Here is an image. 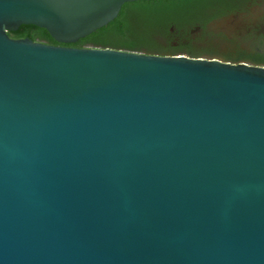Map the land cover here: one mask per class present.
<instances>
[{"label": "water", "instance_id": "95a60500", "mask_svg": "<svg viewBox=\"0 0 264 264\" xmlns=\"http://www.w3.org/2000/svg\"><path fill=\"white\" fill-rule=\"evenodd\" d=\"M134 1L0 0V264H264V65L8 33Z\"/></svg>", "mask_w": 264, "mask_h": 264}, {"label": "trees", "instance_id": "16d2710c", "mask_svg": "<svg viewBox=\"0 0 264 264\" xmlns=\"http://www.w3.org/2000/svg\"><path fill=\"white\" fill-rule=\"evenodd\" d=\"M203 2L204 0L128 2L113 21L74 43L58 42L45 28L32 24L21 25L18 30L8 33L15 38L30 37L50 44L73 47L99 46L161 55L190 52L193 56H212L213 53L209 50L199 51L191 47V41L182 32L187 25L195 23L201 14ZM161 37L167 40V46L160 44Z\"/></svg>", "mask_w": 264, "mask_h": 264}, {"label": "flooded vegetation", "instance_id": "af4514ba", "mask_svg": "<svg viewBox=\"0 0 264 264\" xmlns=\"http://www.w3.org/2000/svg\"><path fill=\"white\" fill-rule=\"evenodd\" d=\"M182 32L191 42L214 44L212 56L264 65V0H204L195 23Z\"/></svg>", "mask_w": 264, "mask_h": 264}, {"label": "rangeland", "instance_id": "374dc122", "mask_svg": "<svg viewBox=\"0 0 264 264\" xmlns=\"http://www.w3.org/2000/svg\"><path fill=\"white\" fill-rule=\"evenodd\" d=\"M159 42L161 45L163 46H167L168 42L166 39H164L163 37L159 38ZM177 44V43H176ZM191 47L195 48V49H198V50H216V46H214V44H202V43H199V42H191Z\"/></svg>", "mask_w": 264, "mask_h": 264}]
</instances>
